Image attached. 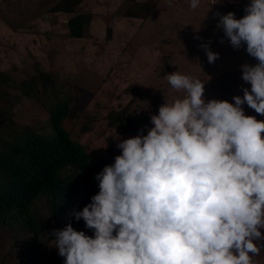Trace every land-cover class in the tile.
Wrapping results in <instances>:
<instances>
[{
    "label": "clouds",
    "instance_id": "clouds-1",
    "mask_svg": "<svg viewBox=\"0 0 264 264\" xmlns=\"http://www.w3.org/2000/svg\"><path fill=\"white\" fill-rule=\"evenodd\" d=\"M200 3L189 0V7ZM244 11L240 19L216 15L229 44L246 45L257 61L241 65L250 89L234 104L206 101L203 80L166 74L182 95L150 117L147 135L117 143L121 154L95 176L99 192L74 214L94 236L71 223L52 229L64 264H253L264 247V121L245 115L242 105L264 116V0H250ZM201 47L209 63L219 58ZM52 115V135L42 138L54 136Z\"/></svg>",
    "mask_w": 264,
    "mask_h": 264
},
{
    "label": "rangeland",
    "instance_id": "rangeland-1",
    "mask_svg": "<svg viewBox=\"0 0 264 264\" xmlns=\"http://www.w3.org/2000/svg\"><path fill=\"white\" fill-rule=\"evenodd\" d=\"M59 1L0 0V73L9 81L0 82V115L11 118L18 138V130L50 137L49 112L66 105L64 129L102 170L121 154L118 142L147 135L153 127L151 122L140 123L136 116L151 121L165 100L182 95L171 88L166 74L179 71L203 80L206 101L227 100L234 104V96L243 97L242 89H250V85L239 83L234 70L238 60H232L236 51L223 29L217 27L216 15L234 12L237 19L243 18L250 0H201L196 10L189 7V0H159L145 21L115 15L123 0H84L75 14L88 15L90 25L80 39L67 37L71 15L49 12ZM107 28L111 29V37L107 36ZM202 44L219 53L214 63L208 62ZM243 54L244 63L255 65ZM32 78H40L34 99L23 96L19 89ZM218 79L221 82L212 86ZM242 107L245 115L264 121V116L247 104ZM123 109L128 110L132 123L119 134L116 127L108 126L107 115ZM83 127L87 130L82 132ZM6 134H0V144ZM68 183L75 188L73 201L59 222L51 218L44 198L35 199L30 206L43 226L44 242L20 225H0V264H64L51 231L69 223L75 230L94 236V230L88 229L83 219L76 221L74 214L91 203V197L99 192L97 183L93 186L81 178ZM261 232L264 235V229ZM37 253L43 258L38 260ZM253 264H264V247L253 258Z\"/></svg>",
    "mask_w": 264,
    "mask_h": 264
},
{
    "label": "trees",
    "instance_id": "trees-1",
    "mask_svg": "<svg viewBox=\"0 0 264 264\" xmlns=\"http://www.w3.org/2000/svg\"><path fill=\"white\" fill-rule=\"evenodd\" d=\"M83 1L60 0L49 11L71 15L67 21L69 38H83L88 31L89 16L75 14V9ZM158 1L123 0L118 5L115 15L145 21ZM107 36L111 37L110 28H107ZM39 80L40 78H32L29 82L20 84L22 93L36 98L39 91L35 86L38 85ZM0 82L9 81L0 73ZM218 82H221V79L212 86H216ZM0 95L3 96L2 93ZM51 111H53L54 136L49 139L34 135L26 129L23 134L18 130V138L14 134V126L9 125L8 118L0 115L1 133H7L0 144V225L4 226L6 223L20 225L22 230L26 229L40 242H44L41 238L44 230L30 211L32 202L44 198L51 218L57 223L72 205L73 186L71 188L68 182L81 178L85 182H92L93 186L96 182V187L99 189V182L95 180V176L102 171L98 164L91 162L82 145L71 140L68 132L63 128V119L68 115L67 106L59 105ZM127 112V109H123L108 114V126L116 127V132L119 134L125 132L132 123ZM136 117L140 123L148 125L151 122L139 115ZM81 129L83 132L87 127ZM37 257L38 260L39 257L43 258L39 253Z\"/></svg>",
    "mask_w": 264,
    "mask_h": 264
},
{
    "label": "crops",
    "instance_id": "crops-1",
    "mask_svg": "<svg viewBox=\"0 0 264 264\" xmlns=\"http://www.w3.org/2000/svg\"><path fill=\"white\" fill-rule=\"evenodd\" d=\"M162 1V0H161ZM157 7L154 8V10L156 9ZM153 12V11H152ZM133 20H138V19H133ZM236 51V58L235 59H232V60H238L237 61V64L233 67L234 70H236L237 74H238V80H239V83L241 85H250L246 82H244L242 80V70H241V65L244 64V62L241 60V58L243 57V51H241L240 49H235ZM245 57V56H244ZM246 58V57H245ZM246 61V60H245Z\"/></svg>",
    "mask_w": 264,
    "mask_h": 264
},
{
    "label": "built area",
    "instance_id": "built-area-1",
    "mask_svg": "<svg viewBox=\"0 0 264 264\" xmlns=\"http://www.w3.org/2000/svg\"><path fill=\"white\" fill-rule=\"evenodd\" d=\"M243 48V51H244V53L246 54V56L248 57V58H252L254 61H255V63H257V61L253 58V57H251L250 55H248L247 54V52H246V48H244V47H242Z\"/></svg>",
    "mask_w": 264,
    "mask_h": 264
}]
</instances>
